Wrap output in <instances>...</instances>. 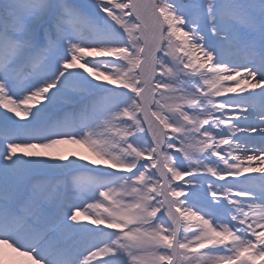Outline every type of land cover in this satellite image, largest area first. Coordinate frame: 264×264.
Wrapping results in <instances>:
<instances>
[{"label":"snow or ice","instance_id":"6c2138e0","mask_svg":"<svg viewBox=\"0 0 264 264\" xmlns=\"http://www.w3.org/2000/svg\"><path fill=\"white\" fill-rule=\"evenodd\" d=\"M0 264H264V0H0Z\"/></svg>","mask_w":264,"mask_h":264}]
</instances>
